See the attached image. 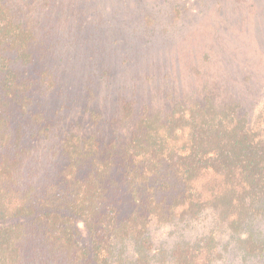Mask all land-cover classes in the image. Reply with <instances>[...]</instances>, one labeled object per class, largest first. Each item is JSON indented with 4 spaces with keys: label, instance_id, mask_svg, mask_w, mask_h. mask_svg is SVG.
<instances>
[{
    "label": "trees",
    "instance_id": "1",
    "mask_svg": "<svg viewBox=\"0 0 264 264\" xmlns=\"http://www.w3.org/2000/svg\"><path fill=\"white\" fill-rule=\"evenodd\" d=\"M71 3L0 0V264H217L232 241L262 258L264 116L209 82L47 110Z\"/></svg>",
    "mask_w": 264,
    "mask_h": 264
},
{
    "label": "rangeland",
    "instance_id": "2",
    "mask_svg": "<svg viewBox=\"0 0 264 264\" xmlns=\"http://www.w3.org/2000/svg\"><path fill=\"white\" fill-rule=\"evenodd\" d=\"M60 11L47 55L59 86L47 110L76 117L86 102L157 103L209 82L264 116V0H72ZM256 229L264 237V218ZM232 242L217 264H264Z\"/></svg>",
    "mask_w": 264,
    "mask_h": 264
}]
</instances>
